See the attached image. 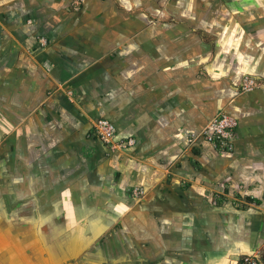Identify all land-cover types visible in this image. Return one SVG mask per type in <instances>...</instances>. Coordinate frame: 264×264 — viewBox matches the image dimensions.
<instances>
[{
	"label": "crops",
	"instance_id": "0c3cea01",
	"mask_svg": "<svg viewBox=\"0 0 264 264\" xmlns=\"http://www.w3.org/2000/svg\"><path fill=\"white\" fill-rule=\"evenodd\" d=\"M71 1L0 0L2 178L76 204L86 232L117 226L99 245L117 264H237L261 248L264 0ZM219 112L237 119L230 152L201 136ZM98 117L133 145L109 149Z\"/></svg>",
	"mask_w": 264,
	"mask_h": 264
},
{
	"label": "rangeland",
	"instance_id": "374dc122",
	"mask_svg": "<svg viewBox=\"0 0 264 264\" xmlns=\"http://www.w3.org/2000/svg\"><path fill=\"white\" fill-rule=\"evenodd\" d=\"M78 1L72 0L69 6L77 10L81 5V0ZM126 12L135 14L139 10L126 9ZM42 38L47 39V45L49 42L46 36H37V45L41 48ZM53 188L60 192V187ZM44 189L46 187L37 185L13 186L0 175V264H25V261L76 264L85 256L95 254L94 243L103 246L105 240L115 234L113 229L117 226L107 228L98 236L94 235L97 232H86L90 229L86 227V218L76 217L77 205L72 203V212H66L70 203L64 202L65 207H61L60 203L43 200V195H37V191L44 193ZM93 236L97 237L92 239Z\"/></svg>",
	"mask_w": 264,
	"mask_h": 264
},
{
	"label": "built area",
	"instance_id": "2783aa9c",
	"mask_svg": "<svg viewBox=\"0 0 264 264\" xmlns=\"http://www.w3.org/2000/svg\"><path fill=\"white\" fill-rule=\"evenodd\" d=\"M78 1V0H77ZM40 46L47 45V39L39 41ZM257 81L245 76L241 82L243 91L253 89ZM237 119L229 113L219 112L214 115L201 131L205 142L217 150L230 152L233 149ZM92 133L111 150H124L133 145L131 137L119 138L114 124L104 117H98L92 122ZM237 264H264V244L251 254L241 255Z\"/></svg>",
	"mask_w": 264,
	"mask_h": 264
},
{
	"label": "flooded vegetation",
	"instance_id": "af4514ba",
	"mask_svg": "<svg viewBox=\"0 0 264 264\" xmlns=\"http://www.w3.org/2000/svg\"><path fill=\"white\" fill-rule=\"evenodd\" d=\"M100 244L99 243H94L93 250L95 251V254H93V253L90 254L91 257L85 256L84 258H82L81 260H79L78 263H76V264H117V263H119L115 259L114 260L113 259L111 260L110 258H106V257L104 258V257H102V254L100 252V249L101 248L99 246ZM117 248H114V249H117ZM121 250L122 249H120V252L118 251L119 252L118 253V255H119L118 257L119 258L120 257L121 258L123 257V255L120 254L121 253ZM87 255H89V254L87 253Z\"/></svg>",
	"mask_w": 264,
	"mask_h": 264
},
{
	"label": "water",
	"instance_id": "95a60500",
	"mask_svg": "<svg viewBox=\"0 0 264 264\" xmlns=\"http://www.w3.org/2000/svg\"><path fill=\"white\" fill-rule=\"evenodd\" d=\"M239 259V258H238ZM238 259L236 261H238Z\"/></svg>",
	"mask_w": 264,
	"mask_h": 264
}]
</instances>
